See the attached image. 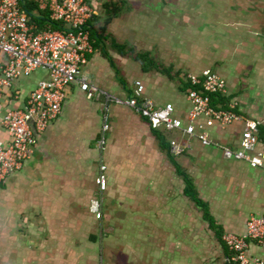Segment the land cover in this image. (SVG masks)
Masks as SVG:
<instances>
[{
	"label": "crops",
	"instance_id": "crops-1",
	"mask_svg": "<svg viewBox=\"0 0 264 264\" xmlns=\"http://www.w3.org/2000/svg\"><path fill=\"white\" fill-rule=\"evenodd\" d=\"M89 2L96 10L90 29L105 31L98 33L103 41L93 38L97 45L83 74L100 92L88 98L74 82L59 116L37 135L34 155L0 183V264H229L230 250L186 195L155 129L224 234H242L252 215H264L263 170L224 154L240 147L248 121L260 123L254 153L264 151V0ZM116 4L123 9L107 22ZM208 70L225 80L222 95L243 121L223 127L202 116L190 136L154 128L129 106L105 104L103 92L126 98L140 80L146 97L159 106L173 103L187 123L192 103L185 84L189 75ZM39 79H20L19 99L0 96V115L23 105ZM106 116L110 129L102 148ZM7 138L0 124V139ZM104 164L102 190L97 179ZM247 253L264 260L256 241Z\"/></svg>",
	"mask_w": 264,
	"mask_h": 264
},
{
	"label": "built area",
	"instance_id": "built-area-1",
	"mask_svg": "<svg viewBox=\"0 0 264 264\" xmlns=\"http://www.w3.org/2000/svg\"><path fill=\"white\" fill-rule=\"evenodd\" d=\"M35 6L29 10L28 4ZM46 15L62 24V29L42 27L33 15ZM96 14L89 0H0V96H14L19 99L16 84L20 79L29 78L37 70L47 76L40 78L36 87L29 92L23 105L10 108L0 115V124L8 134L0 139V183L20 170L25 161L36 150L37 135L44 132L59 116L67 97L68 88L79 82L88 98H95L99 89L83 74L95 47L90 30V21ZM191 87L188 97L192 108L188 122L176 115L175 105L168 102L157 105L146 97L142 81H136L131 96L116 97L103 92L105 104L110 102L126 105L141 114L154 128L168 131L182 130L192 136L196 132L195 120L206 116L209 120L226 127L243 121L235 104L228 108L214 105L212 95L226 93V82L217 72L208 70L202 75H189ZM110 124L105 118L99 145H106L105 133ZM203 144L212 141L207 133L198 134ZM260 141V123L248 121L238 149L225 148L227 158L247 160L264 172V151L254 153ZM172 150L181 149L174 144ZM98 177L100 188H107L106 165L101 166ZM101 216L99 209L95 210ZM223 240L231 251L230 261L235 264H264V260L251 259L247 250L252 241L264 246V215H252L247 230L242 234L225 233Z\"/></svg>",
	"mask_w": 264,
	"mask_h": 264
},
{
	"label": "trees",
	"instance_id": "trees-1",
	"mask_svg": "<svg viewBox=\"0 0 264 264\" xmlns=\"http://www.w3.org/2000/svg\"><path fill=\"white\" fill-rule=\"evenodd\" d=\"M28 8H29V10H32L35 8V6L31 3H29ZM122 9H123L122 5L116 4L112 15L107 19V22L112 18V16L117 15L119 12H121ZM33 19L36 20L39 23V25L42 27H51L53 29H62L63 28L61 23L56 22V21H52L47 15H46V17L41 18L40 15L34 14ZM103 31H105V27H102L101 32L91 30L92 39L97 38L99 41L100 40L103 41V38L99 37L100 34L104 33ZM98 33H100V34H98ZM96 45L97 44L94 43V46H96ZM147 55L148 54H143L144 59H146L145 57H147ZM147 59L150 61L151 65L152 64L154 65L155 62H154L153 58H147ZM155 66H157L158 68H162V71H164L168 74H170V72H171V69L166 68L164 66L156 65V64H155ZM185 87H186V89L187 88L189 89L191 87V84L187 83V84H185ZM212 101H213L214 105H221L223 108H228L229 103H230V99L228 97H226L225 95L219 94V93L216 95H212ZM155 130H156L157 136L160 140L162 148L170 154L171 159H172V161H173V163L177 169V173L183 178V180L186 184V186H185L186 195L189 196L192 200H194L198 204V206L202 209L204 216L208 220L210 227L214 230L216 237L225 245L226 243L223 240L224 233L222 231V228L217 224L215 218L212 216L207 202L200 197L192 177L182 167V165L178 162L176 157L171 155L170 143L167 142V140H166L165 136L162 134V132H160L157 129H155ZM227 248H228V246H227ZM229 252H230L229 255L231 256L232 253H231V251H229ZM229 264H235V263L231 261Z\"/></svg>",
	"mask_w": 264,
	"mask_h": 264
},
{
	"label": "rangeland",
	"instance_id": "rangeland-1",
	"mask_svg": "<svg viewBox=\"0 0 264 264\" xmlns=\"http://www.w3.org/2000/svg\"><path fill=\"white\" fill-rule=\"evenodd\" d=\"M96 56H97V54H96ZM104 62H106V61H104ZM43 76H47V75L45 74V72L42 71V70H37V71L34 72L29 78H42ZM113 95H114V94H113Z\"/></svg>",
	"mask_w": 264,
	"mask_h": 264
}]
</instances>
